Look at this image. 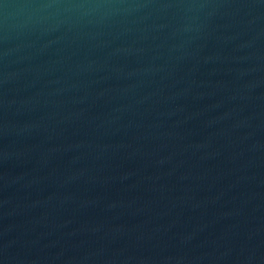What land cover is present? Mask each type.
Returning a JSON list of instances; mask_svg holds the SVG:
<instances>
[{
    "label": "water",
    "instance_id": "water-1",
    "mask_svg": "<svg viewBox=\"0 0 264 264\" xmlns=\"http://www.w3.org/2000/svg\"><path fill=\"white\" fill-rule=\"evenodd\" d=\"M0 264H264V0H0Z\"/></svg>",
    "mask_w": 264,
    "mask_h": 264
}]
</instances>
